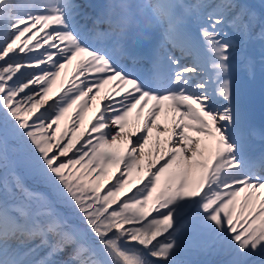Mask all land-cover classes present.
<instances>
[{
    "label": "snow or ice",
    "instance_id": "6c2138e0",
    "mask_svg": "<svg viewBox=\"0 0 264 264\" xmlns=\"http://www.w3.org/2000/svg\"><path fill=\"white\" fill-rule=\"evenodd\" d=\"M121 7L151 10L166 75L134 67L126 18L93 34L75 0H0V264H180L189 225L225 264H264V151L232 79L237 49L264 44V0Z\"/></svg>",
    "mask_w": 264,
    "mask_h": 264
},
{
    "label": "rangeland",
    "instance_id": "374dc122",
    "mask_svg": "<svg viewBox=\"0 0 264 264\" xmlns=\"http://www.w3.org/2000/svg\"><path fill=\"white\" fill-rule=\"evenodd\" d=\"M120 1H123L126 4H133V5L142 4L145 2H151V3L157 2V0H75V3H77L81 6V10L83 12H86L90 17V19H87V20L80 18V22L82 24H84L86 22V24H87V22H95L97 20V18L100 19V17H102V18L107 17V18L111 19L113 21V23L108 24L106 22V25H104V28L109 32L110 28L113 27L114 32L116 31V34L119 35L121 28L119 26H117L115 21H118L121 19V15L119 13V10L117 9ZM183 2L190 4L189 2H185L184 0H183ZM248 2H250V3L256 2L258 4V6L261 4V0H248ZM98 3H99V8L101 10H103V13L101 14L100 17L99 16L97 17V15H96L97 11L93 7L94 4L97 5ZM192 3H196V2L192 1ZM122 5H123V3L120 4V6H122ZM134 9L139 10V8H134ZM142 12H143L144 17H146L148 20H150L152 23H154V24H151L148 28L149 31L152 32L149 36H151L153 34L155 37V32H157L161 36L162 28L160 27V25L157 24L156 20L154 19L153 15H152L151 10L150 9H144ZM98 27H100V25ZM38 28H39V26H37V29H34L33 31L36 32L38 30ZM45 31H48V30H45ZM100 31H101V27L97 30V32H100ZM95 33L96 32L93 31V34H95ZM43 34L44 33H40L39 36H43ZM229 34L232 35L231 32H229ZM39 36L37 37V40L39 39ZM140 38H148V37H142L138 34V32L130 31L128 26H127L125 39L123 41H121V43L123 45L125 44L124 46H126V43L128 44V46H132V45L137 44L138 40ZM110 40L111 39H107V40L101 39L99 41V43H106L109 46L116 47L117 52L119 54V44H115L114 41L111 42ZM252 42H251V46H253ZM32 43H33V41H32ZM248 45L250 46V43ZM139 46H140L139 48H138V45H136L135 48L134 47H125V49L133 51L134 53H137L141 56H144V46L143 45H139ZM238 51H240L239 54H241V56L242 55L243 56L239 59V61H233L232 79H233V83H234L235 87L237 88V90L239 92L240 103H241V106H242L244 113L246 115L247 122L255 131V135H253L255 138V141H256V143H255V149L256 150L255 151L257 153H259L260 151H262L264 149V113H263L262 117L259 113V110H263V112H264V65L261 63L259 65V67H257V65L254 64V58L259 57V54L256 53L255 48L253 50H249V51L244 50V48H242V50H241V48H240ZM248 55H249V60H250L251 64L249 63L248 59L246 58ZM122 62L125 64H128L127 57H123ZM188 62L190 63V61H188ZM242 62L246 63L247 68H245L243 70V72H240L236 68L235 64L236 63H242ZM254 66L256 68L255 70H257L255 72H254ZM73 67L74 66H71L68 69H66L65 73H63L61 76V80L58 81L59 84H61V82L63 81V76L65 77V79L71 78L72 73H73ZM235 68H236V70H235ZM208 71H211L210 66L208 68ZM65 86L67 87L68 85L65 83ZM101 93H103V91ZM54 99H55V97H53V96L50 97L49 102L51 103ZM97 106L102 107V102L100 101L99 98L97 99ZM97 106H93L92 110L88 112V114L85 118V126L87 128L89 126V122L92 120V117L97 114ZM161 123H164V122L161 120ZM87 128H84L81 131L84 132L85 129H87ZM139 134L140 133H137L136 135H139ZM152 135H153V140H154V138L157 135L156 130H153ZM85 138H86V134H85ZM134 139H135V136L133 137V140ZM249 140H250V138H249ZM80 143H83V140H81ZM77 146L79 147V144H77ZM126 147H127V145H121V150H123ZM148 148H152L153 152L155 151L153 141H150ZM146 151H147V149H146ZM70 154L72 155L73 153H70ZM136 176H137V173L134 172L133 173V179H135ZM136 183H137L136 186H140L139 180H136ZM184 234H191L190 237H196V236L200 235L201 232L197 229H194L191 225H189L185 229V231L183 232V235ZM186 240L188 242L185 244L189 245L188 248H191L192 245L195 243V241L192 239H186Z\"/></svg>",
    "mask_w": 264,
    "mask_h": 264
},
{
    "label": "trees",
    "instance_id": "16d2710c",
    "mask_svg": "<svg viewBox=\"0 0 264 264\" xmlns=\"http://www.w3.org/2000/svg\"><path fill=\"white\" fill-rule=\"evenodd\" d=\"M27 39V37L22 38V40ZM55 95V96H54ZM56 97V89L53 88V92L50 94V97ZM61 131L63 132L65 128H68V120L61 122ZM83 129H80L77 131V135L79 136L81 134V131ZM78 147V146H77ZM75 152L76 149H73ZM69 156L71 154L69 153ZM10 159H15V157L12 156L10 153ZM77 168H80V165L76 166ZM20 170H23V166H20ZM2 172V170H0ZM113 174H118L116 172V169H112ZM26 183L30 187H41L39 182L32 178V177H26ZM104 183L107 185L109 184L108 180H105ZM106 190V189H105ZM127 191V190H126ZM103 194V193H102ZM123 197V194H122ZM191 234H184L183 239L185 240V243L188 241L186 239H192L195 241V243L192 245L191 248H188L189 245L186 244V247L183 251H181L178 256L177 260L180 262V264H225V262L228 260V256L223 253H216L215 251H206L205 245L208 243L209 238L201 233L200 235L196 237H190Z\"/></svg>",
    "mask_w": 264,
    "mask_h": 264
},
{
    "label": "bare ground",
    "instance_id": "6f19581e",
    "mask_svg": "<svg viewBox=\"0 0 264 264\" xmlns=\"http://www.w3.org/2000/svg\"><path fill=\"white\" fill-rule=\"evenodd\" d=\"M161 65H162V68H163V71H166L167 73H168V70H167V61L165 60V61H161Z\"/></svg>",
    "mask_w": 264,
    "mask_h": 264
}]
</instances>
